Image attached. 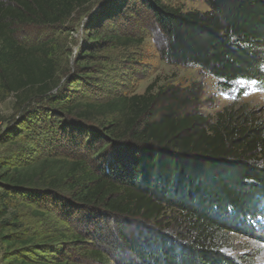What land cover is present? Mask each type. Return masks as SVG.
<instances>
[{
	"label": "trees",
	"instance_id": "1",
	"mask_svg": "<svg viewBox=\"0 0 264 264\" xmlns=\"http://www.w3.org/2000/svg\"><path fill=\"white\" fill-rule=\"evenodd\" d=\"M94 1L0 0V95L13 94L25 114L40 111L19 125L26 135L39 120L35 133H54L41 154L0 164L2 264H83L71 254L86 241L97 248L83 257L102 264H238L224 252L228 237L258 236L254 221L264 215V117L246 108L205 117L200 85L94 102L61 96L53 42L21 33L64 24ZM204 2L207 12L117 0L98 19L147 15L165 62L199 67L225 89L264 82V0ZM103 39L95 30L90 48ZM91 57L84 51L80 68ZM51 199L75 231L24 233L10 214L16 204L47 217Z\"/></svg>",
	"mask_w": 264,
	"mask_h": 264
},
{
	"label": "rangeland",
	"instance_id": "2",
	"mask_svg": "<svg viewBox=\"0 0 264 264\" xmlns=\"http://www.w3.org/2000/svg\"><path fill=\"white\" fill-rule=\"evenodd\" d=\"M116 1L95 0L88 11L86 9L77 11L64 24L47 28H29L21 33L30 42L43 39L53 42L55 60L60 69L61 96L70 98L72 102H94L105 101L121 94H144L151 85L155 86V91L160 87L185 88L200 85L202 91L199 92L198 107L205 117L213 120L219 112L227 109L240 111L243 108L264 117V82L238 80L231 88L225 89L217 78L205 73L199 67L176 66L165 62L158 51L157 33L152 31L147 15L146 17L122 16L111 23L99 21L101 10L116 6ZM163 2L179 7L183 11H209L204 0H163ZM144 14L143 12L142 16ZM95 30H98L104 39L97 44L96 49H91L90 45L93 42L90 41V36ZM117 37L133 38V41L142 39L143 43H125L122 40H115ZM84 51L91 52L93 57L89 59L87 65L80 68L79 61ZM55 93L58 95V90ZM33 111L30 112L31 115L25 114L22 108L17 107V100L13 94L0 95V164L27 160L34 154H41L48 147L40 142L49 135L54 136L53 129L51 131L44 129L35 133L41 125L39 120L38 126L32 127L34 130L29 129L30 132L26 135L28 130L24 132L25 128L19 126L29 120L32 114L40 112L38 109ZM19 129L24 132L21 138L16 137ZM56 204H60L57 199L45 203L46 209L51 210V214L43 218L37 216L32 209L16 207V204L11 207L10 214H16L21 218L24 233L75 231L77 227L69 225L70 221L66 222L67 217L61 218L58 215ZM79 216L81 220L86 217L84 214ZM254 223L258 236L228 237V245L225 246L224 252L239 261L238 264H264V215L258 217ZM132 227L137 230L139 225L133 224ZM64 243V240H60L57 245ZM95 248H97L95 245L86 241L80 248L75 249L71 256L80 259L83 264H102L94 258L83 257L85 250ZM6 250L7 247L0 242V264ZM110 261V264H115V261Z\"/></svg>",
	"mask_w": 264,
	"mask_h": 264
}]
</instances>
